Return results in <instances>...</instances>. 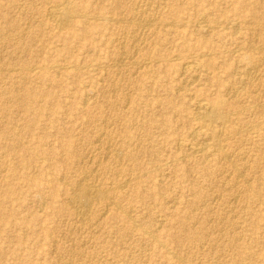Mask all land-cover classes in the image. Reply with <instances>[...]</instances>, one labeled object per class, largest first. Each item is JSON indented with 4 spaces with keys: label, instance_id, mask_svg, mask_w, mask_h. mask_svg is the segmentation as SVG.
Returning <instances> with one entry per match:
<instances>
[{
    "label": "rangeland",
    "instance_id": "374dc122",
    "mask_svg": "<svg viewBox=\"0 0 264 264\" xmlns=\"http://www.w3.org/2000/svg\"><path fill=\"white\" fill-rule=\"evenodd\" d=\"M64 1L0 0V264H264V52L247 48H264V0H70L74 21L53 28ZM141 11L158 27L138 30ZM207 53L191 85L178 62ZM198 98L242 130L225 143L235 165L179 144ZM90 173L110 198L80 225L67 199Z\"/></svg>",
    "mask_w": 264,
    "mask_h": 264
},
{
    "label": "bare ground",
    "instance_id": "6f19581e",
    "mask_svg": "<svg viewBox=\"0 0 264 264\" xmlns=\"http://www.w3.org/2000/svg\"><path fill=\"white\" fill-rule=\"evenodd\" d=\"M73 1V0H72ZM37 2V1H36ZM22 5V4H21ZM38 5V4H37ZM49 5V4H48ZM133 7V6H132ZM138 7V6H137ZM25 8V7H24ZM27 8V7H26ZM150 8V7H149ZM19 9V8H18ZM156 9V8H155ZM143 10V8H142ZM137 11V9H136ZM143 13L141 14V18L138 19V30L146 27V26H155L157 23L155 20H157V15L154 12H148L147 16L144 15L146 11H141ZM76 13V12H75ZM32 14V13H31ZM78 14V13H77ZM89 14V13H88ZM221 14V12H220ZM82 14H78V16H80ZM83 15H87V13L83 14ZM90 15V14H89ZM87 15V17L89 16ZM122 15V14H121ZM144 15V16H143ZM92 16V15H91ZM146 16V17H145ZM75 14L74 11L72 9V4L70 0H65L64 2L60 3V4H56L52 7H50L47 11H46V20L48 22V24H50L53 28H57V29H61L63 27H65L66 25H68L69 23H71L72 21H74L75 19ZM86 17V16H85ZM90 17V16H89ZM202 17V16H201ZM31 18V17H30ZM81 18V17H80ZM104 18V17H102ZM89 19V18H88ZM92 19V18H91ZM94 19H96V17H94ZM110 19V18H108ZM114 19V17L112 18ZM122 19V18H120ZM125 19V18H124ZM98 20H100L98 18ZM129 20V19H128ZM127 20V21H128ZM133 20V19H131ZM227 20V19H226ZM110 21V20H109ZM112 21V20H111ZM118 20H116L117 22ZM125 20H123L124 22ZM114 22V21H113ZM121 22V21H120ZM126 22V21H125ZM124 22V23H125ZM129 22V21H128ZM132 22V21H131ZM131 22H129L131 24ZM173 22V21H172ZM171 22V24H172ZM205 22V21H203ZM237 22V21H236ZM239 22V21H238ZM235 23L232 24L233 22L231 21H226L224 22V29H228V27H231L234 32H237L236 29H240L241 23ZM24 23V22H23ZM134 23V21H133ZM202 23V21H201ZM199 23V24H201ZM210 23V22H209ZM28 24V23H27ZM117 24V23H116ZM120 24V23H118ZM170 24V25H171ZM175 24H178V22ZM174 24V25H175ZM199 24H197V22L195 23V26H198ZM261 24V22H260ZM187 25V24H186ZM233 25V26H231ZM252 26H257L258 25V21L256 19H253L251 22ZM157 26V25H156ZM173 26V25H172ZM185 26V24H184ZM200 26V25H199ZM67 27V26H66ZM158 27V26H157ZM160 27V24H159ZM174 27V26H173ZM193 27V26H192ZM136 28V29H137ZM202 28V27H201ZM210 29V27H208ZM216 28V27H215ZM218 28V27H217ZM259 28V27H258ZM149 29V27H148ZM147 29V30H148ZM230 29V28H229ZM238 29V31H239ZM245 29V28H244ZM251 29V28H250ZM230 30V31H232ZM253 30V28H252ZM260 30V29H259ZM259 30L256 32L258 34H260ZM9 31V30H8ZM11 31V30H10ZM27 31V30H26ZM61 32V31H60ZM210 32V31H209ZM254 32V30L252 31V33ZM126 34V33H125ZM135 34V33H134ZM133 36L131 37L133 40H137L139 38H137V36ZM5 35V34H4ZM14 37V36H13ZM208 37V36H207ZM125 38V37H124ZM24 39V38H23ZM126 39V38H125ZM256 40V39H255ZM15 41V40H14ZM125 41V40H124ZM114 43V42H113ZM134 43V42H133ZM142 44V43H141ZM138 45V44H137ZM4 46V45H3ZM6 46V45H5ZM122 46V45H121ZM162 47V46H161ZM249 47V49L254 50L257 53H262L264 52V48L261 46H256L254 44H249L247 45V48ZM137 48V47H136ZM27 49V48H26ZM122 49V48H121ZM243 47L242 46H236L235 48H233L232 50H230V53H234L237 55H242L243 52ZM247 49V50H249ZM137 50V49H136ZM135 50V51H136ZM123 51V50H122ZM121 51V52H122ZM226 52V51H225ZM126 53V52H125ZM136 53V52H135ZM219 53V52H218ZM229 53V51H228ZM127 54V53H126ZM123 55V54H122ZM136 55V54H135ZM206 55V57L211 56L210 54H203V55H190L187 58H185V60L179 61L178 64L180 66V71L183 74H190L191 75V80L189 83H191V85L195 82L198 81L199 77H200V73L202 72V74H208V70L210 68V62L208 63H204L201 59V56ZM126 56V55H125ZM134 57V56H133ZM176 57V56H175ZM179 57V56H178ZM130 58V56H129ZM177 58V57H176ZM175 58V59H176ZM180 58V57H179ZM178 58V60H179ZM131 59V58H130ZM182 58H180L181 60ZM248 59V64H250V67L248 68L246 65L245 67H247V70L241 71L238 74V82L242 83V84H253L254 82H256L257 80V76L258 75V71H259V58H253L252 56L248 55L247 56ZM262 59V58H261ZM260 59V60H261ZM148 60V59H147ZM122 61V60H121ZM124 61V60H123ZM171 61V60H170ZM136 62V61H135ZM134 62V63H135ZM157 62V61H156ZM263 62V61H261ZM120 64V61L118 62ZM138 63V62H137ZM151 63V62H150ZM149 62H144L141 64L140 68H148L149 67ZM93 64V63H92ZM115 64V63H114ZM118 64V66H119ZM130 64V63H129ZM158 64V63H157ZM262 64V63H261ZM113 65V64H112ZM116 65V64H115ZM123 65V63L121 64ZM127 65V64H125ZM236 65V64H235ZM24 66V65H23ZM68 66V65H67ZM66 66V67H67ZM82 66V65H81ZM80 66V67H81ZM93 66V65H92ZM95 66V65H94ZM107 66V65H106ZM130 66V65H129ZM238 66V65H236ZM70 67V66H69ZM75 67V66H73ZM79 67V66H76ZM99 67V65H98ZM103 68V65L101 66ZM100 67V68H101ZM122 67V66H121ZM36 68V67H34ZM33 68V69H34ZM54 68V66L52 67ZM57 69H63L62 66H56ZM72 68V67H70ZM83 68V66H82ZM87 68V67H86ZM94 68V67H93ZM51 69V68H50ZM77 69V68H76ZM106 69V68H105ZM126 69V68H125ZM130 69V68H129ZM4 70V69H3ZM6 70V69H5ZM8 70V69H7ZM11 70V69H9ZM15 70V69H14ZM17 70V69H16ZM26 70V69H25ZM218 70V69H217ZM32 71V70H31ZM61 71V70H60ZM94 72V71H93ZM235 72V71H234ZM32 73V72H31ZM58 73V72H57ZM211 73V72H210ZM260 73V72H259ZM60 74V73H59ZM58 74V75H59ZM182 77V76H181ZM78 79V78H77ZM103 81V79H102ZM17 82V81H16ZM113 82V81H112ZM38 84V83H37ZM185 84V83H184ZM183 84V85H184ZM113 85V84H112ZM189 85V84H188ZM120 86V85H119ZM182 86V85H181ZM180 86V87H181ZM179 87V88H180ZM183 87V86H182ZM117 90V89H116ZM3 91V90H2ZM88 92V91H87ZM243 92L242 90V86H231L229 88V92L227 94H230L231 98H237L241 93ZM13 93V92H12ZM10 94V93H9ZM123 94V93H122ZM8 95V94H6ZM16 96V95H14ZM64 96V95H63ZM94 96V95H93ZM194 97V95H193ZM192 97V99H194ZM87 98V97H86ZM129 99V97H128ZM88 101V100H87ZM129 102V100L127 101ZM85 103H86V99H85ZM108 103V102H107ZM211 103V104H210ZM220 103L219 101H216V103H212V102H208L205 101L201 98H198L195 100L194 102V109L191 112V119L194 121V127L193 130L190 131L189 137L187 138V140L183 141V142H179V144H184L185 146H188V149L190 150L189 154H197L203 157H206L207 153L212 152L216 158H220V159H228L229 163H233L234 164V160L231 161L229 154L226 152L225 150V143L228 142L229 140V135L230 134H238L242 132V130H238L235 125H231L229 124L232 120L229 117L230 115L225 114L224 112H222L220 110V107H218ZM107 106V105H106ZM254 107V106H253ZM125 108V107H124ZM251 108V107H249ZM239 112V111H237ZM227 113V112H226ZM252 117V116H251ZM105 121V120H104ZM106 122V121H105ZM260 122V121H259ZM1 123V122H0ZM41 123V121H40ZM104 123V122H103ZM50 124V123H49ZM105 124V123H104ZM229 124V125H228ZM261 124V123H260ZM259 125V124H257ZM5 126V125H4ZM3 126V127H4ZM26 126V125H25ZM249 127V126H248ZM252 127V126H251ZM258 128V126H257ZM245 130V129H244ZM8 131V130H7ZM247 131V130H246ZM16 133V132H14ZM105 133V132H104ZM228 133V134H227ZM102 134V133H100ZM258 134V133H257ZM243 135V134H242ZM21 136V135H20ZM102 136V135H100ZM10 137V136H9ZM46 137V136H45ZM48 137V135H47ZM50 138V137H49ZM17 138H15L16 140ZM18 140V139H17ZM109 141V140H108ZM182 141V140H180ZM45 145V144H44ZM48 145V144H46ZM68 145V143L66 144ZM180 147V145H178ZM110 147V146H109ZM18 149V148H17ZM108 149V148H107ZM44 150V149H42ZM12 151V150H11ZM108 152V151H107ZM43 153V152H42ZM59 154V153H58ZM93 154V153H92ZM109 155V154H108ZM107 155V156H108ZM210 156V154H209ZM19 157V156H18ZM116 157V156H115ZM126 157L132 158L133 155L131 154H126ZM185 158V156H183ZM182 157V158H183ZM208 157V156H207ZM206 157V158H207ZM64 158V157H63ZM62 158V159H63ZM209 158V157H208ZM92 159V158H91ZM26 160V159H25ZM244 160V158H243ZM28 161V160H27ZM92 161V160H91ZM101 161V160H100ZM121 161V160H120ZM18 162V161H17ZM16 162V163H17ZM174 162V161H173ZM184 162V161H183ZM90 163V162H89ZM21 164V163H20ZM24 164V163H23ZM22 164V165H23ZM43 165V164H42ZM41 165V166H42ZM235 165V164H234ZM44 166V165H43ZM48 166V165H47ZM237 167V166H236ZM235 166H233L232 169H235V171L238 173L237 175H242L240 174V172L238 171V167L236 168ZM30 169V168H29ZM62 169V168H61ZM155 169V168H154ZM158 169V168H157ZM21 170V169H20ZM153 170V169H152ZM92 171V170H91ZM154 171V170H153ZM241 171V170H240ZM25 172V171H24ZM93 172V171H92ZM243 173V171H241ZM98 174V173H97ZM222 174V173H221ZM118 175V174H117ZM53 176V175H52ZM98 176V175H97ZM94 173H90L87 177L84 176L83 178L80 179L79 183L76 187H71L72 189L69 192L68 195V205L72 208L73 210V214H75V218L77 219L78 223L80 225H84L86 222H88V220H91V215H92V207L94 206V204L98 201H107L108 198H110L108 196V194L104 191L105 189L98 187L95 184H92L91 182H89V179H96L97 177ZM237 176V177H239ZM241 177V176H240ZM239 177V178H240ZM242 178V177H241ZM56 179V177H55ZM64 179V178H61ZM103 179V178H102ZM43 181V179H42ZM249 181V180H248ZM64 182V181H63ZM67 182V181H66ZM160 182V181H159ZM246 182V181H245ZM1 183V182H0ZM100 184V183H99ZM47 185V184H46ZM57 185H59L57 183ZM121 185V184H120ZM224 185V184H223ZM248 185V184H247ZM249 186V185H248ZM252 186V185H251ZM49 188V187H48ZM117 188V187H116ZM122 188V187H121ZM227 188V187H226ZM15 190V189H14ZM28 190V189H27ZM30 190V189H29ZM51 190V189H50ZM66 190V189H65ZM253 190V189H252ZM255 192V191H254ZM57 195V194H56ZM256 195L258 196L257 192ZM58 197V196H57ZM259 197V196H258ZM175 199V198H174ZM207 199V198H206ZM66 200V199H65ZM232 200V199H231ZM237 200V199H236ZM261 200V198L259 199ZM215 201V200H214ZM262 201V200H261ZM59 202V201H58ZM44 203V202H43ZM60 203V202H59ZM107 203V202H106ZM171 203V202H170ZM235 203V202H234ZM262 203V202H260ZM24 204V203H23ZM61 204V203H60ZM110 204V202H109ZM112 205V204H111ZM175 205V204H174ZM205 205V204H204ZM1 207V206H0ZM44 207V206H43ZM232 207V206H231ZM40 208V207H39ZM48 208V207H47ZM123 209V208H122ZM121 210V209H120ZM132 210V209H131ZM198 210V209H197ZM226 210V209H225ZM188 211V210H186ZM211 211V210H210ZM53 212V211H52ZM105 213V212H104ZM125 213V212H124ZM252 213V212H251ZM126 214V213H125ZM189 214V213H188ZM102 216V214H101ZM127 216L128 213H127ZM7 217V216H6ZM130 217V216H129ZM236 217V216H235ZM133 219V218H132ZM134 221V219H133ZM14 223V222H13ZM12 225V224H11ZM134 225V224H133ZM196 225V224H195ZM182 227V226H181ZM14 228V227H13ZM142 229V228H141ZM66 230V229H65ZM157 230V229H156ZM237 230V229H236ZM157 232V231H156ZM233 232V231H232ZM209 233V232H208ZM142 235L152 238L153 234L151 232H149L148 230H145V228L142 230ZM91 236V235H90ZM157 237V236H156ZM154 237V238H156ZM10 238V237H9ZM90 238V237H89ZM145 238V237H144ZM183 238V237H182ZM241 238V237H240ZM146 239V238H145ZM158 239V237H157ZM156 239V240H157ZM159 240V239H158ZM185 240V239H184ZM219 241V240H218ZM57 242V241H56ZM118 242V241H117ZM187 242V241H186ZM188 243V242H187ZM74 245V244H73ZM163 246V245H162ZM74 247V246H73ZM164 247V246H163ZM166 247V246H165ZM194 248V247H193ZM168 249V248H167ZM173 253V252H172ZM176 256V255H175ZM90 259V258H89ZM128 259V258H127ZM192 259V258H191ZM183 260V259H182ZM21 261V260H20ZM186 262V261H185ZM184 263V262H183ZM220 264V263H219Z\"/></svg>",
    "mask_w": 264,
    "mask_h": 264
}]
</instances>
